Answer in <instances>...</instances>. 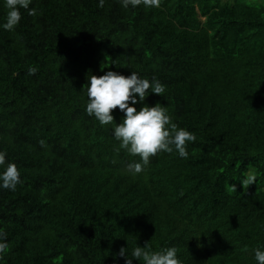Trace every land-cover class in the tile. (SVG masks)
<instances>
[{"label": "trees", "instance_id": "obj_1", "mask_svg": "<svg viewBox=\"0 0 264 264\" xmlns=\"http://www.w3.org/2000/svg\"><path fill=\"white\" fill-rule=\"evenodd\" d=\"M97 5L32 0L36 15L20 9L14 30L0 28V150L23 181L0 189L8 245L0 264H124L119 248L146 242L152 251L175 246L182 264H256L253 249L264 245V0ZM6 11L0 0V24ZM108 70L165 86L145 103L164 106L195 135L187 159L159 153L129 174L139 157L84 111L87 77ZM112 114L120 123L123 113ZM249 170L257 182L243 195Z\"/></svg>", "mask_w": 264, "mask_h": 264}, {"label": "clouds", "instance_id": "obj_2", "mask_svg": "<svg viewBox=\"0 0 264 264\" xmlns=\"http://www.w3.org/2000/svg\"><path fill=\"white\" fill-rule=\"evenodd\" d=\"M32 0H3L6 11L5 20L0 28L12 31L21 20L20 9L27 11L28 15H36V9L30 8ZM123 9H135L138 6L144 8H159L162 0H118ZM104 0H98V7H102ZM28 73H35L36 69L29 67ZM165 86L153 77L151 80L141 77L132 71L124 76L118 72L108 70L102 75L87 77V101L84 107L85 113L94 117L100 125H110L112 138L119 143V148L125 150L130 156L139 157L138 161L129 163L127 170L135 176L145 171L150 158L159 153H172L173 151L183 159L189 156L187 145L195 141L193 133L185 128H180L171 121L166 108L149 106L145 98L150 94L161 95ZM140 104L139 110L136 105ZM113 109L123 113L120 123L114 122ZM43 143V142H41ZM23 181L16 164L7 159V153L0 150V189L15 191ZM257 182L254 171L243 173L239 184L241 194L245 195L249 185ZM231 191H236V186L231 184ZM6 233L0 230V254L7 249ZM123 258L124 264H133V260L142 264H182L178 258L177 248L170 246L152 251L148 242L143 247L137 244L129 251L128 246L120 247L114 254ZM253 258L256 264H264V245L253 249Z\"/></svg>", "mask_w": 264, "mask_h": 264}]
</instances>
